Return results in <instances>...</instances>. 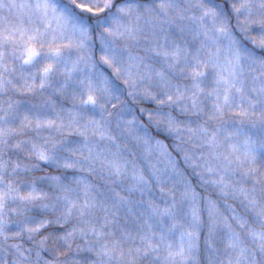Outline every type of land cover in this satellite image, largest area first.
Masks as SVG:
<instances>
[{
    "label": "snow or ice",
    "instance_id": "snow-or-ice-1",
    "mask_svg": "<svg viewBox=\"0 0 264 264\" xmlns=\"http://www.w3.org/2000/svg\"><path fill=\"white\" fill-rule=\"evenodd\" d=\"M0 264H264V0H0Z\"/></svg>",
    "mask_w": 264,
    "mask_h": 264
}]
</instances>
